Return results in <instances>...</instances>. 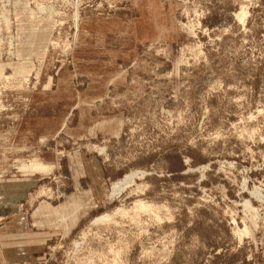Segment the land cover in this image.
I'll list each match as a JSON object with an SVG mask.
<instances>
[{"label":"rangeland","instance_id":"374dc122","mask_svg":"<svg viewBox=\"0 0 264 264\" xmlns=\"http://www.w3.org/2000/svg\"><path fill=\"white\" fill-rule=\"evenodd\" d=\"M0 264H264V0H0Z\"/></svg>","mask_w":264,"mask_h":264},{"label":"bare ground","instance_id":"6f19581e","mask_svg":"<svg viewBox=\"0 0 264 264\" xmlns=\"http://www.w3.org/2000/svg\"><path fill=\"white\" fill-rule=\"evenodd\" d=\"M133 178V174L126 176L125 178H123L121 181H119L117 184V190H120L122 188V186H125L126 184H128L130 182V180Z\"/></svg>","mask_w":264,"mask_h":264}]
</instances>
